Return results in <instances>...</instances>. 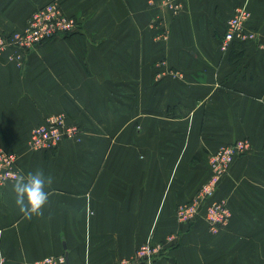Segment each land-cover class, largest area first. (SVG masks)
<instances>
[{
  "label": "crops",
  "instance_id": "obj_1",
  "mask_svg": "<svg viewBox=\"0 0 264 264\" xmlns=\"http://www.w3.org/2000/svg\"><path fill=\"white\" fill-rule=\"evenodd\" d=\"M52 1L0 0V31H23ZM56 1L78 31L0 52V144L21 174L52 178L31 218L15 204L16 181L0 186V264H120L169 235L174 264H264V48H219L239 7L264 37V0ZM58 113L82 137L34 150L32 130ZM243 138L251 150L216 194L228 225L213 234L202 217L178 222L209 158Z\"/></svg>",
  "mask_w": 264,
  "mask_h": 264
},
{
  "label": "built area",
  "instance_id": "obj_2",
  "mask_svg": "<svg viewBox=\"0 0 264 264\" xmlns=\"http://www.w3.org/2000/svg\"><path fill=\"white\" fill-rule=\"evenodd\" d=\"M168 2L170 3L166 0V3ZM250 19L248 10L243 7L236 9L225 24L219 44L222 52H229L236 44L254 43L264 48L262 34L248 26ZM79 23L77 17L69 16L63 11L58 1L49 2L34 12L23 31L9 34L0 31V52L4 50L32 52L48 40L78 31ZM82 135L83 130L79 125L69 124L67 116L58 113L32 130L30 146L36 151L51 152L63 141L79 139ZM250 147L249 139H240L220 147L209 158V178L191 200L177 206L178 222L193 223L202 217L213 234H217L228 225L232 214L227 202L225 199H216L215 196L218 186L229 173L235 159L246 154ZM20 175L17 155L10 153L0 144V186L17 181ZM174 241L175 236L169 235L160 242H148L140 246L131 258L121 261L120 264H174L168 252ZM33 264H66V257L49 256Z\"/></svg>",
  "mask_w": 264,
  "mask_h": 264
},
{
  "label": "clouds",
  "instance_id": "obj_3",
  "mask_svg": "<svg viewBox=\"0 0 264 264\" xmlns=\"http://www.w3.org/2000/svg\"><path fill=\"white\" fill-rule=\"evenodd\" d=\"M52 182L42 170L21 174L13 184L15 204L25 217L40 215L49 199L48 185Z\"/></svg>",
  "mask_w": 264,
  "mask_h": 264
},
{
  "label": "rangeland",
  "instance_id": "obj_4",
  "mask_svg": "<svg viewBox=\"0 0 264 264\" xmlns=\"http://www.w3.org/2000/svg\"><path fill=\"white\" fill-rule=\"evenodd\" d=\"M243 139H245V138H243ZM247 139H248V138H247ZM63 142H64V141H63ZM235 142H236V141H235ZM250 143H251V140H250ZM231 144H232V143H231ZM251 146H252V143H251ZM250 150H251V147H250L249 150L246 152V154H247ZM246 154H244V155H246ZM244 155H242V156H244ZM242 156H241V157H242ZM199 189H200V188H199ZM199 189H198V190H199ZM196 193H197V192H196ZM193 197H194V196H193ZM193 197H192V198H193ZM215 197H216V196H215ZM216 199H218V198H216ZM219 199H220V198H219ZM220 200H221V199H220Z\"/></svg>",
  "mask_w": 264,
  "mask_h": 264
}]
</instances>
